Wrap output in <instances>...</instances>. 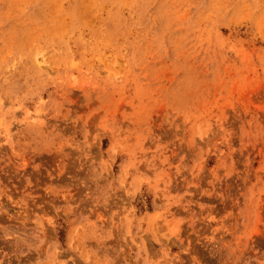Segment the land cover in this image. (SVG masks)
<instances>
[{
  "label": "rangeland",
  "instance_id": "rangeland-1",
  "mask_svg": "<svg viewBox=\"0 0 264 264\" xmlns=\"http://www.w3.org/2000/svg\"><path fill=\"white\" fill-rule=\"evenodd\" d=\"M0 264H264V0H0Z\"/></svg>",
  "mask_w": 264,
  "mask_h": 264
}]
</instances>
